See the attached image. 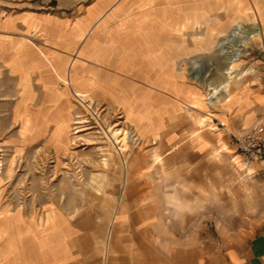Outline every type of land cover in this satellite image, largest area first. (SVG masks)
Wrapping results in <instances>:
<instances>
[{
	"label": "crops",
	"instance_id": "crops-1",
	"mask_svg": "<svg viewBox=\"0 0 264 264\" xmlns=\"http://www.w3.org/2000/svg\"><path fill=\"white\" fill-rule=\"evenodd\" d=\"M241 28L264 43V0H0L10 160L68 152L80 95L123 113L146 156L182 178L0 212V264H264V162L242 181L231 163L233 138L264 124V68L228 92L209 79Z\"/></svg>",
	"mask_w": 264,
	"mask_h": 264
},
{
	"label": "rangeland",
	"instance_id": "rangeland-1",
	"mask_svg": "<svg viewBox=\"0 0 264 264\" xmlns=\"http://www.w3.org/2000/svg\"><path fill=\"white\" fill-rule=\"evenodd\" d=\"M242 49V58L236 63L242 76L249 75L257 66L264 68V43L261 38L251 40ZM215 66L209 79L227 81L228 77L224 74L229 66L226 56L221 57ZM237 77H232L233 82L238 81ZM209 95L212 99L214 92ZM87 103L89 105L80 99L77 102L72 147L62 155L33 154L31 157L10 160V151L0 142V212L79 208L102 201L98 198L88 199L94 193L182 184V178L169 176L167 165L160 157L155 156L156 161L150 163L151 158L146 156L143 143L135 130L125 122L123 113L92 100ZM81 119L87 122L83 127L86 131L77 132L80 125L76 123ZM109 135L115 136L109 139ZM118 147L126 150L124 157ZM230 198L231 195L224 191L225 206ZM118 200L112 198L111 202L117 204ZM231 228L232 225L225 224L226 230ZM209 230L216 234L217 225L210 224ZM245 230L246 235L251 231L249 227Z\"/></svg>",
	"mask_w": 264,
	"mask_h": 264
},
{
	"label": "built area",
	"instance_id": "built-area-1",
	"mask_svg": "<svg viewBox=\"0 0 264 264\" xmlns=\"http://www.w3.org/2000/svg\"><path fill=\"white\" fill-rule=\"evenodd\" d=\"M80 100L88 105L87 102ZM233 140L236 153L231 160L232 171L242 181L251 175L249 168L252 164L264 162V124L260 122L255 124L240 135L235 136Z\"/></svg>",
	"mask_w": 264,
	"mask_h": 264
},
{
	"label": "bare ground",
	"instance_id": "bare-ground-1",
	"mask_svg": "<svg viewBox=\"0 0 264 264\" xmlns=\"http://www.w3.org/2000/svg\"><path fill=\"white\" fill-rule=\"evenodd\" d=\"M256 36H260L259 33V29H256L255 31H248L245 30L243 28L236 30L233 32V36L230 37V39H228L227 43L231 46H233L234 48L230 47L229 48L232 50H230V52H228L227 50L225 51V43H223V45H221V49L223 51H225V53L227 52L230 56L228 57V64L229 66L227 67V70L225 72V75L228 77L227 81H225L222 85V90H224L225 92H228V89L233 81L232 77L234 75H240V68L237 66V62L240 61V59L242 58V54H243V47L249 45L250 40H252L253 38H256ZM240 43V47H236V44ZM216 89V87H215ZM218 92V90L215 91V93ZM78 98L82 99L85 103L88 101L85 97L83 96H78ZM89 105V104H88ZM87 108L89 109V106H87ZM98 118V117H97ZM99 119V118H98ZM87 123L85 120L81 119L80 121H77L76 124H79L80 126H78V131L77 132H83L86 131V129H83L84 124ZM109 134V133H108ZM116 135V134H115ZM113 135V137L115 136ZM112 136L109 135V139H113ZM115 144H120L119 142H115L113 141ZM119 148V147H118ZM120 149V154L122 155V157H124V150L122 147L119 148ZM126 151V150H125Z\"/></svg>",
	"mask_w": 264,
	"mask_h": 264
}]
</instances>
